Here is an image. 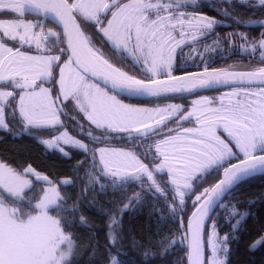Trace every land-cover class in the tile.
<instances>
[{"label":"snow or ice","instance_id":"6c2138e0","mask_svg":"<svg viewBox=\"0 0 264 264\" xmlns=\"http://www.w3.org/2000/svg\"><path fill=\"white\" fill-rule=\"evenodd\" d=\"M0 15V130L64 170L0 156V264L264 250V187L242 189L264 176V0H0ZM143 205L137 235L124 216Z\"/></svg>","mask_w":264,"mask_h":264},{"label":"trees","instance_id":"16d2710c","mask_svg":"<svg viewBox=\"0 0 264 264\" xmlns=\"http://www.w3.org/2000/svg\"><path fill=\"white\" fill-rule=\"evenodd\" d=\"M208 15L215 16L216 14L214 12H211L209 10H205ZM32 18V17H28ZM264 18V17H261ZM233 28H217L216 31H218L221 35L224 33L233 31ZM239 31H250L254 30L256 34L260 31L258 27H252V28H239L237 29ZM211 40L206 41V43H210ZM189 49H185V52L187 53ZM242 61L243 63H248V60L246 57L243 56H233L232 59L228 60L227 63H233L234 61ZM223 62H218L217 65L214 66H220V64ZM191 71H195L196 69H190ZM216 93L211 91H204L200 92L202 93ZM193 96L188 97L189 100H191ZM123 99V97H121ZM126 102H132L135 103V100H125ZM178 103H182V101H175ZM42 135H47V133H42ZM112 145L114 146H120L115 141L112 142ZM42 151V149L38 148L37 145L34 143V141L25 136L19 137V138H13L11 135L5 133L4 131L0 130V156H7L9 158H12L19 162L27 161L29 163L33 164V167L37 168L38 171L45 172V174L51 175V169L55 168V165L60 163L59 161L54 160L53 158L46 159L44 156L39 155V153ZM58 174H63V169L55 168ZM262 187H264V176L257 175L256 177L251 178L247 182H245L244 185H242V189L244 191H259ZM257 208H253V211H257ZM149 212V206L143 205L138 206L137 208H133L131 210H128L125 213L124 221L126 225H131L132 228L136 231L137 235L140 234L141 230L144 229L146 223L151 222V220L154 219V217L150 218L148 216ZM90 217L93 218L94 222L97 225H102L105 218H102L101 216L97 215L95 211L90 212L88 214ZM226 230V229H225ZM79 231L84 235L87 236L88 229L81 227ZM223 234V233H221ZM132 256H135L137 260L140 259V255L133 252L131 253ZM85 262L87 261V253L84 255ZM232 264H264V250H260L259 248L256 251H248L246 250L245 246L243 244L234 246L233 253L231 255ZM157 264H160L159 260H157Z\"/></svg>","mask_w":264,"mask_h":264},{"label":"rangeland","instance_id":"374dc122","mask_svg":"<svg viewBox=\"0 0 264 264\" xmlns=\"http://www.w3.org/2000/svg\"><path fill=\"white\" fill-rule=\"evenodd\" d=\"M12 18H14V17H12V16H5V15H0V19H12ZM29 19H31V18H29ZM216 32H218V31H216ZM219 33V32H218ZM224 90H226V89H221V91H224ZM218 93H209V92H206V93H202V94H199V95H209V96H211V95H217ZM196 97L195 96H193L191 99H195ZM126 102V101H125ZM126 103H128V102H126ZM178 103V102H177ZM185 126H189V125H185ZM100 146H104V145H98V147H100ZM111 146H114V145H111ZM115 147H119V146H115Z\"/></svg>","mask_w":264,"mask_h":264},{"label":"water","instance_id":"95a60500","mask_svg":"<svg viewBox=\"0 0 264 264\" xmlns=\"http://www.w3.org/2000/svg\"><path fill=\"white\" fill-rule=\"evenodd\" d=\"M253 27H256V26H253Z\"/></svg>","mask_w":264,"mask_h":264}]
</instances>
